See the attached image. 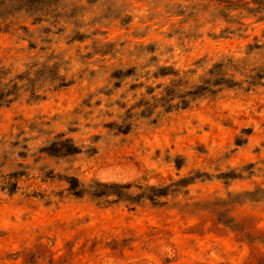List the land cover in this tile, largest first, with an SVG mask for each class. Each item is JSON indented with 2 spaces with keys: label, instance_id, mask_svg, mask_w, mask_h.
I'll use <instances>...</instances> for the list:
<instances>
[{
  "label": "rangeland",
  "instance_id": "374dc122",
  "mask_svg": "<svg viewBox=\"0 0 264 264\" xmlns=\"http://www.w3.org/2000/svg\"><path fill=\"white\" fill-rule=\"evenodd\" d=\"M262 70L264 0H0V264H264Z\"/></svg>",
  "mask_w": 264,
  "mask_h": 264
},
{
  "label": "trees",
  "instance_id": "16d2710c",
  "mask_svg": "<svg viewBox=\"0 0 264 264\" xmlns=\"http://www.w3.org/2000/svg\"><path fill=\"white\" fill-rule=\"evenodd\" d=\"M210 74L214 77L213 82L206 81L205 85H201L199 87L191 88L185 92L180 93L175 92L172 88H167L165 90V94L161 96L158 101L159 103H145V109L142 111L143 117H150L154 114L155 110L159 107L163 108V113H171L173 111H178L181 109H185L190 104L195 103L197 100L205 97V96H213L220 89L231 88L230 82H225L223 77L224 73L219 70L217 73L210 71ZM165 76V75H163ZM176 81V86L181 87L186 84L184 77H181L178 73H173ZM264 78V70L258 71L254 80H261ZM175 100H178L175 102ZM157 101V100H155ZM56 147L57 144L54 143ZM74 151L70 149H63L61 153H51L52 156H67L74 154ZM67 191L68 193L75 198H82L86 193H88L92 198L96 200L105 199L108 201L109 197H115L117 200L123 199L129 196L128 190L130 189V185H105V184H95V186L91 187L90 190H86L76 179H70L66 181ZM117 189V191H115ZM152 193L147 195L148 200L156 203L157 199L164 198L168 195V191L164 187H150ZM154 191V192H153Z\"/></svg>",
  "mask_w": 264,
  "mask_h": 264
}]
</instances>
